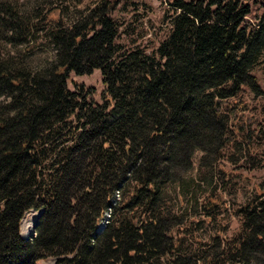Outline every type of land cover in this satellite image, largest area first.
I'll use <instances>...</instances> for the list:
<instances>
[{"label":"trees","instance_id":"1","mask_svg":"<svg viewBox=\"0 0 264 264\" xmlns=\"http://www.w3.org/2000/svg\"><path fill=\"white\" fill-rule=\"evenodd\" d=\"M115 1L67 23L0 0V41L28 44L43 29L54 51L33 68L0 44V264H264V182L211 255L182 252L160 206L196 151L202 164L233 141L223 106L257 88L264 0H172L169 31L151 51L118 43ZM95 69L100 91L68 87ZM30 210L40 213L23 237Z\"/></svg>","mask_w":264,"mask_h":264},{"label":"rangeland","instance_id":"2","mask_svg":"<svg viewBox=\"0 0 264 264\" xmlns=\"http://www.w3.org/2000/svg\"><path fill=\"white\" fill-rule=\"evenodd\" d=\"M9 1L17 3L25 13L47 12L49 18H61L67 23L98 3V0H83L79 4L74 0ZM171 1L116 0L112 15L119 26L118 43L124 49L139 46L151 51L155 48L169 31L168 18L174 12ZM252 8L260 11L257 3H253ZM0 44L11 54H24L33 68L54 54L43 29L36 32L28 44L14 46L2 40ZM30 45L34 47L30 49ZM251 74L257 80L256 90L243 86L234 100L224 102L228 135L233 141L223 148L217 159L207 157L202 164V154L196 151L191 169L184 172L179 181L167 183L162 189L160 206L163 215L177 222L167 235L173 243L180 242L181 251L187 254L211 255L223 249L225 240L231 239L239 229L237 209L254 198L264 182V60ZM74 83L100 91L99 69L88 75L72 74L67 81L68 87L73 88ZM229 108H232L231 113ZM211 202L215 206L209 204ZM38 213L30 210L23 215L20 222L22 236H34L33 225ZM105 215L107 219L108 214ZM38 264H54V259H42Z\"/></svg>","mask_w":264,"mask_h":264},{"label":"water","instance_id":"3","mask_svg":"<svg viewBox=\"0 0 264 264\" xmlns=\"http://www.w3.org/2000/svg\"><path fill=\"white\" fill-rule=\"evenodd\" d=\"M36 224H34L33 228H35ZM103 229V226L96 229L97 232H100Z\"/></svg>","mask_w":264,"mask_h":264},{"label":"crops","instance_id":"4","mask_svg":"<svg viewBox=\"0 0 264 264\" xmlns=\"http://www.w3.org/2000/svg\"><path fill=\"white\" fill-rule=\"evenodd\" d=\"M39 262V261H38ZM38 262H37V264H38Z\"/></svg>","mask_w":264,"mask_h":264}]
</instances>
